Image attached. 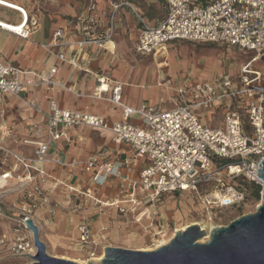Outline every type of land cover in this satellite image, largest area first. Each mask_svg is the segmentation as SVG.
Here are the masks:
<instances>
[{
    "label": "built area",
    "instance_id": "1",
    "mask_svg": "<svg viewBox=\"0 0 264 264\" xmlns=\"http://www.w3.org/2000/svg\"><path fill=\"white\" fill-rule=\"evenodd\" d=\"M162 1L166 13L154 25L148 24L129 0L114 1L108 26L101 34L92 37L89 35L92 24L83 26L84 30H88L85 37L79 40L80 47L91 43L108 44L114 34L116 14L121 7H126L139 22L136 49L141 55L182 39L254 50V57L243 65L238 80L223 74L211 81L201 80L192 84L183 81L177 87L172 107L167 109L149 104L131 107L122 99V84L111 89L108 79L100 77L99 90L95 95L122 106L125 121L109 122L97 114L63 109L55 99H51L50 112L45 114L48 138L36 142L26 140L38 146L36 160L6 148L0 138V154L6 152L11 155L25 170L24 175L18 178L17 187L10 188V180L17 177L12 168H2L0 164V189L18 195L14 202L15 211L9 213L19 222L14 228V238L8 243L6 233L0 234V246L6 247L11 255L31 258L38 252L35 240L34 244L31 242L34 233L26 221L33 220L34 209L48 192L44 184L50 178L53 188L65 185L63 180L49 175L38 163L49 160L59 168L72 169L74 173L78 162L67 163L62 157L48 158V154L61 139L68 144L73 143L75 136L72 130L77 127H99L111 131L116 143L131 147L132 155L122 161L113 160L109 150H102L91 154L82 163L89 174L88 180L93 186L100 187L111 177L123 176V170L131 172L139 166L136 176L125 175V180L132 186V191L127 193V201L132 205L138 202V196L149 202L165 193L194 192L199 194L201 203L209 208L212 217L216 211L240 206L247 200V192L235 184L241 176L260 184V201L264 199V184L258 173L260 162L264 159V73L253 67L256 59L264 58V0ZM36 25L37 22H34ZM16 34L27 37L30 31L21 30ZM63 35L64 30L58 29L54 34L55 40ZM56 71L53 67L47 74L40 75L38 83L47 87H64L63 82L54 78ZM22 72L13 62L0 59V93H10L37 108L36 102L25 98L28 86L34 82H24ZM111 90V95L102 96V92ZM228 100L231 101L230 108L225 112L221 127H212L202 120V112L216 111L217 104H225ZM1 115L4 118V112ZM131 116H138L141 123L129 121ZM66 187L70 191L92 196L90 190L83 192L77 186L68 184ZM92 197L96 204L117 206L121 212L126 211L122 206L125 201L102 202L96 196ZM166 224L169 226L168 222ZM78 228L79 244L87 243L92 236L90 226L81 223ZM147 228L157 230L154 235L158 238L163 225L153 221ZM174 229H178L176 225Z\"/></svg>",
    "mask_w": 264,
    "mask_h": 264
},
{
    "label": "crops",
    "instance_id": "2",
    "mask_svg": "<svg viewBox=\"0 0 264 264\" xmlns=\"http://www.w3.org/2000/svg\"><path fill=\"white\" fill-rule=\"evenodd\" d=\"M12 1L20 3L26 9L28 18L26 19L22 14H19V18H17L3 7H0V18L12 22L19 21V23L23 19L20 25L25 22L23 30L29 29L30 34L27 37H22L0 26V59L11 61L20 68L23 71L21 79L24 82H34L28 86L25 98L29 102H36L37 104V108H35L10 93H0L1 143L18 155L35 160L38 158L36 153L38 146L35 143L26 142V140L36 142L48 138L45 114L50 112L51 99H55L57 105L63 109H77L97 114L109 122L125 121L126 117L122 106L95 95L99 90L100 77L108 79L111 89L122 84V99L125 104L135 108L149 104L161 109L172 107L174 98L178 93L177 87L183 81L192 84L204 80L202 77L204 72L195 75L197 70L195 66L184 73L183 81L175 83L170 79L174 71L172 64L168 62L167 48L172 45V41L155 52L146 55L139 54L136 49L139 22L133 12L126 7H121L115 17L114 34L111 38L115 42V52L107 47V44L103 46L98 43H91L80 47L79 40L85 37L88 30H84L83 26L92 24V28L89 29V35L92 37L101 34L104 28L108 26L109 15L116 0H109L108 6L105 0H87L81 6L74 7L73 12L66 14V16L57 13L56 9L53 10L54 6H50L49 12H47L45 4L42 2L38 5V3L34 4L33 0ZM129 1L137 7L143 19L150 25L156 24L165 16L166 11L162 0H158L160 17L157 18H160L159 20L145 16L142 7H138L135 0ZM34 22H37L36 26H34ZM60 28L64 30V35L55 40L54 34ZM121 37L124 39L122 40ZM225 48L240 51L232 47ZM139 55L147 58L155 56L154 63L150 66L156 71L152 75L148 74L149 80L144 86L139 81L143 76L142 73L146 70L149 71L150 66L141 64L137 60ZM252 57L254 55L250 56L249 59L237 60L235 69H225L219 75L228 74L234 80H238L243 65ZM257 62L258 60L254 61L253 67L262 70L264 73V65ZM53 67L57 69L54 78L63 82L64 87L58 85L47 87L43 83H38L40 75L47 74ZM158 74H161L160 78H158ZM159 79L162 80V83L159 81L161 85L158 83ZM111 93L112 90L102 92V96L106 97ZM230 103L231 101L228 100L225 104H217L216 111L202 112V120L208 123L204 119V116L208 114H221L224 119L225 112L230 108ZM2 112H4V118L1 115ZM128 119L135 124L141 123L138 116H131ZM72 134L75 136L74 142L68 144L64 139L59 140L57 146L51 148L48 158L62 157L67 163L78 162L74 173L72 169L59 168L49 160L43 164L38 163V166L46 170L49 175L65 182V185L53 188L50 178L44 184V188L48 192L39 200V205L32 214L33 220L39 228L40 238L46 244V248L48 245L50 255L60 257L58 256L60 249L51 246L53 241H56L59 246L67 248L74 259L81 258L86 262L93 261L92 258L99 256V250L96 247L121 246L127 242L116 241L112 235L117 232L123 236L127 231H132L133 221L136 225L137 222L142 223L144 220L143 224L147 227L153 221L168 222L170 214H166L161 209L163 205H166L161 203L162 198L167 193L159 199L149 202L138 196V202L135 205L127 201V193L132 191V186L125 180V175L136 176L139 172V166L131 172L123 170V176L111 177L101 187L93 186L88 180L89 174L86 172L82 161L91 154L102 150H109L113 160L122 161L132 155V149L129 145L116 143L111 131L99 127H77L72 130ZM0 164L2 168L6 166L12 168L17 178L10 180V188L17 187L18 178H21L25 173L21 163L6 152H1ZM67 184L77 186L83 192L90 190L92 196H96L102 202L125 201L122 206L126 208V211L121 212L117 206L96 204L92 196L70 191L66 187ZM123 190H125L124 194L122 193ZM13 195L14 204L18 195L17 193ZM146 210L150 211L151 215L150 213L146 214ZM81 223H87L92 231L90 240L84 244H79L80 231L78 226ZM179 224H183V221ZM179 224L175 221L177 228L180 227ZM147 227L144 230L141 226V230L146 233L145 236L148 239L145 240L154 246L156 243L154 232L156 230ZM167 233L171 234L169 231ZM142 237L143 235L140 234L133 242L128 243L140 244L139 239ZM0 248L2 251L8 252L6 247L0 246ZM133 249L138 248L134 247Z\"/></svg>",
    "mask_w": 264,
    "mask_h": 264
},
{
    "label": "rangeland",
    "instance_id": "3",
    "mask_svg": "<svg viewBox=\"0 0 264 264\" xmlns=\"http://www.w3.org/2000/svg\"><path fill=\"white\" fill-rule=\"evenodd\" d=\"M87 0H33V3L39 5V3H44L46 6L47 12H49L50 6H54L55 11L60 15L66 16L68 13H72L74 7L81 6ZM108 6L109 0H105ZM138 7H142V11L144 12L145 16L157 18L160 17V6L158 0H135ZM141 11V8H139ZM44 11V9H42ZM45 12V11H44ZM4 17V16H2ZM157 18L156 20H159ZM123 40L124 38L121 37ZM172 45H169L168 50V62L172 64L174 74H171L170 79L177 83L178 81H183L182 78L185 75L186 71L194 68H197L196 74L198 75L201 72L207 73L204 74V80H213L216 78L220 73L224 72L225 69L233 70L237 67V62L243 59H249L250 56L255 55L254 50H240L236 51L234 49H228L222 47V45L212 44V43H198V42H191L182 39H177L172 41ZM120 45V40L118 41ZM114 45L107 44V47L111 48L115 52V42L113 41ZM137 60L143 64L150 66L154 63L155 56L153 58L146 56L143 57L141 55L137 56ZM203 60L204 62H201ZM238 60V61H237ZM258 60L257 63H262L264 65V60ZM205 63V64H204ZM204 64V65H203ZM204 66V67H203ZM208 67V68H207ZM212 73V75H210ZM212 78V79H211ZM174 83V82H173ZM204 119L208 121L210 126L212 127H221L223 116L221 114H208L204 116ZM14 193L9 191H4L0 189V234L6 233L8 237V243L14 238V228L19 225V222L16 218L9 216L10 212L15 211V207L13 204V195ZM261 201L257 200L253 194H250L248 199L242 203L240 206H236L233 208L224 209L222 211H216L212 215L213 221L216 225H225L230 223L233 219L237 218L240 215L255 212L257 210V206ZM166 204L161 207L165 213L171 211L169 215V220L167 226L166 221L164 227L161 230H166L164 240L167 239L171 234L167 233L173 232L175 221L178 224L183 221L182 225L188 223L189 219L191 218H207L209 217V208L203 206L201 203V198L199 194L194 192H189L185 194H178L174 193H167L162 198V203ZM169 206V207H168ZM167 207V210L166 208ZM14 208V209H13ZM148 211V210H147ZM167 211V212H166ZM181 215V218L178 217V213ZM133 230L127 231L125 235L120 236V234L113 233L112 238L114 240H123L127 241L121 244L123 247L134 248V247H143V246H152L149 243L148 239L142 230L141 225L137 222L134 225V221L132 222ZM172 230V231H171ZM142 234L143 237L139 239L140 244H133L128 242H133L135 238H138L139 235ZM127 236V238H126ZM136 236V237H135ZM144 238V239H143ZM162 236L159 235L156 238V244L160 243ZM31 242L34 244V238H31ZM47 252L48 245H47ZM50 254V253H49ZM32 261L31 258L28 256H13L9 252L2 251L0 248V264H30Z\"/></svg>",
    "mask_w": 264,
    "mask_h": 264
},
{
    "label": "water",
    "instance_id": "4",
    "mask_svg": "<svg viewBox=\"0 0 264 264\" xmlns=\"http://www.w3.org/2000/svg\"><path fill=\"white\" fill-rule=\"evenodd\" d=\"M260 166L258 173L264 182V159ZM26 222L38 248L36 255H30L33 260L30 264H80L50 255L38 226L32 219ZM86 264H264V199L255 212L240 215L210 231L191 224L153 250L108 245L99 263L88 261Z\"/></svg>",
    "mask_w": 264,
    "mask_h": 264
},
{
    "label": "bare ground",
    "instance_id": "5",
    "mask_svg": "<svg viewBox=\"0 0 264 264\" xmlns=\"http://www.w3.org/2000/svg\"><path fill=\"white\" fill-rule=\"evenodd\" d=\"M0 7H3V8H5L7 11H9L10 13H12L13 15H15L17 18H19V14H22V16L24 15L25 17H26V19L28 18V12L26 11V9L20 4V3H17V2H14V1H12V0H0ZM23 20V19H22ZM22 20L20 21V23L22 22ZM26 21V20H25ZM20 23H19V21L18 22H12V21H10V20H8V19H3V18H0V26H2V28H4V29H7V30H10L11 32H13V33H16L17 31H21V30H23V27H24V25L26 24L25 22L24 23H22L21 25H20ZM111 46L112 45H114L113 44V41L111 40L110 42H108ZM201 62H204L203 60H201ZM165 64H167L166 62H165ZM205 64V63H204ZM203 64V65H204ZM158 65V64H157ZM160 66H163V64H160ZM165 66V65H164ZM170 68H171V65L169 66ZM204 67V66H203ZM170 68H168V69H170ZM208 68V67H207ZM149 71L148 70H146V71H144L142 74H143V76H142V78H141V81H139L140 82V84H142V86H144V85H146V81L147 80H149L148 78H147V76H148V74H153L156 70H153V67L152 66H150L149 68ZM164 72V71H163ZM147 74V75H146ZM158 78H160L161 77V74L159 75L158 74ZM150 78H151V76H150ZM162 81V80H158V83H159V85H161V83L160 82ZM134 84V83H133ZM130 85V84H129ZM158 85V84H157ZM135 88V87H134ZM263 184H264V182H263ZM261 203V202H260ZM260 203H259V205H260ZM258 205V206H259ZM257 206V207H258ZM169 207V206H168ZM166 208V210H167V207H165ZM148 213H150V211H147L146 210V214H148ZM168 214H171V211H169V212H167ZM166 213V214H167ZM178 214V217L179 218H181V215H179V212L177 213ZM150 215H151V213H150ZM136 216V215H135ZM147 216V215H146ZM145 216V217H146ZM166 216V215H165ZM141 218V217H140ZM147 218V217H146ZM145 218V219H146ZM151 219V218H150ZM182 219V218H181ZM182 221V220H181ZM143 222H144V220L142 221V223L141 222H139V225H141V226H143V228H144V230H146L145 228L147 227V226H145L144 224H143ZM148 222V221H147ZM161 224L163 225V227H164V225H165V222H161ZM191 224H199L201 227H203V228H205V229H207L208 231H210L212 228H214L215 226H217L216 224H215V222L213 221V218L212 217H207V218H191V219H189V221H188V223H186L185 225H182V224H179L178 226H180V227H178V229H175L172 233H171V235L169 236V237H167V239L165 240V241H163L164 240V236H165V231L166 230H161V231H159V233H160V235L162 236V239H161V241H160V243H158V245H156V247H159V246H162V245H164V244H166V243H168L174 236H175V234L177 233V231H179V230H183V229H185V228H187L189 225H191ZM157 231V230H156ZM143 232H145V231H143ZM153 232V231H152ZM153 236V235H152ZM136 237V236H135ZM149 237V236H148ZM207 238L208 237H206V238H204V239H202V241H205V240H207ZM53 239V238H52ZM99 239V238H98ZM97 239V240H98ZM97 244V243H96ZM98 245V244H97ZM96 245V246H97ZM52 247H54V248H56V249H60V252L58 253V256H60V257H62V258H66V259H72L73 257L69 254V252L67 251V248H63V247H61V246H59V244L56 242V241H53V243H52V245H51ZM156 247H150V246H143V247H137L138 249H140V250H153V249H155ZM105 248H106V246H103V247H96V249H98L99 250V256H96V257H94V258H92L91 260H93L94 262H96V263H99V260H100V258H102L103 256H104V254H105ZM95 249V250H96ZM65 251V252H64ZM72 260H74V261H76V262H78V263H80V264H86L87 262L86 261H83L81 258H73Z\"/></svg>",
    "mask_w": 264,
    "mask_h": 264
},
{
    "label": "trees",
    "instance_id": "6",
    "mask_svg": "<svg viewBox=\"0 0 264 264\" xmlns=\"http://www.w3.org/2000/svg\"><path fill=\"white\" fill-rule=\"evenodd\" d=\"M235 184L247 192V199L250 196V194H253V196L257 200H260V190H261L260 184H257L256 182L250 180L245 176H241L240 178H238L235 181Z\"/></svg>",
    "mask_w": 264,
    "mask_h": 264
}]
</instances>
